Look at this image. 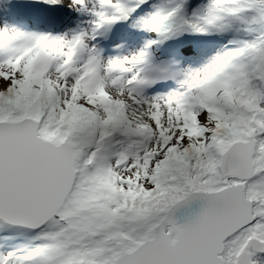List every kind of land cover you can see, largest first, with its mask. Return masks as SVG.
Here are the masks:
<instances>
[{"label": "snow or ice", "instance_id": "obj_1", "mask_svg": "<svg viewBox=\"0 0 264 264\" xmlns=\"http://www.w3.org/2000/svg\"><path fill=\"white\" fill-rule=\"evenodd\" d=\"M0 264H264V0H0Z\"/></svg>", "mask_w": 264, "mask_h": 264}]
</instances>
